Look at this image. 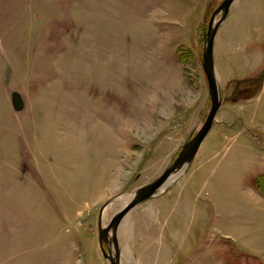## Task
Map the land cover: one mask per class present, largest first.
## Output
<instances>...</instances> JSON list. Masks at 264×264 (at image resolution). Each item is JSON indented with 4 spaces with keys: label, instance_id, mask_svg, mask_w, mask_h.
I'll list each match as a JSON object with an SVG mask.
<instances>
[{
    "label": "rangeland",
    "instance_id": "rangeland-1",
    "mask_svg": "<svg viewBox=\"0 0 264 264\" xmlns=\"http://www.w3.org/2000/svg\"><path fill=\"white\" fill-rule=\"evenodd\" d=\"M221 1L0 0V264H84L64 261L77 253L75 228L94 242L101 212L172 164L210 106L201 56ZM244 5L246 25L236 21ZM236 6L216 42L221 104L187 175L208 159L194 180L210 170L213 190L264 197L256 186L264 188V88L248 81L264 72V0ZM66 176L101 181V199L54 230L46 211L60 213L62 198L47 184ZM212 218L195 230L203 245L186 248L184 264H208ZM224 247L243 254L229 241Z\"/></svg>",
    "mask_w": 264,
    "mask_h": 264
},
{
    "label": "crops",
    "instance_id": "crops-1",
    "mask_svg": "<svg viewBox=\"0 0 264 264\" xmlns=\"http://www.w3.org/2000/svg\"><path fill=\"white\" fill-rule=\"evenodd\" d=\"M231 6L229 9H232ZM237 6L226 17L228 10L225 18L218 26L219 29L231 16L232 18L235 16ZM248 16V8L244 5L236 21L246 25ZM237 27V25L234 26V29L237 30ZM217 41L218 38L213 44V58L215 57L214 69H217L220 75V68L216 65ZM225 43L229 45L231 41H223L222 48L223 45H226ZM263 88L264 77L257 92ZM235 91L239 92L245 99L248 98L246 87L240 86L238 90L235 88ZM208 161V159H204L193 166L188 175L187 168L189 165L182 175H176L177 178L175 179L184 177L186 179V181L184 180L185 184L179 182L181 188L177 187L175 190L157 195L150 200L148 197L129 209L131 212L128 222L120 229L117 227L115 234L119 251V264H176L177 262V264H184L182 260L184 250L186 248L191 249L194 245L196 247L203 245L202 242L198 243L195 230L200 226V222L204 221L205 216H208L209 220L213 217L211 219L213 222L212 229L208 228L210 231L208 264H264V197L256 189H244L235 192L224 189L222 191L213 190L211 183L213 177L210 170L204 177L200 176L194 180L195 172L205 167ZM46 179L47 183L55 182L53 175H46ZM57 181L61 183V186L47 184L48 193L60 195L62 198H58L61 202L60 213L55 211L56 207L53 205L46 211L47 221L49 223L52 221L53 224L49 225L54 230L55 226L59 227L61 223L75 221L78 216H84L92 211V208L101 199L96 192L97 190L102 191L103 188L102 182L96 179L78 182V180H71V176H66L63 180ZM209 183L211 184L209 185ZM183 186L185 187L182 188ZM206 186L210 189L208 192L202 190ZM135 191L130 193L129 198L121 207L120 200L116 208L110 211L107 208L101 212L96 220L97 237H93L94 242L83 236L80 226L75 228L78 230L74 231L76 236L73 237V241L76 242L77 253H68L69 258L64 261L70 263L81 261L84 264H96L102 261L105 264H110L101 250L98 229L110 222L111 218L129 202ZM89 196H92L91 200ZM202 199L207 200L206 203H203ZM233 200L236 201L233 203ZM75 229L70 228L65 232L69 238L71 230ZM69 238H64L67 242V248L70 247ZM228 241L243 254L229 253L228 249L224 247ZM108 246L114 252L112 243ZM106 247L104 244L105 249ZM226 251L229 255L226 254Z\"/></svg>",
    "mask_w": 264,
    "mask_h": 264
},
{
    "label": "water",
    "instance_id": "water-1",
    "mask_svg": "<svg viewBox=\"0 0 264 264\" xmlns=\"http://www.w3.org/2000/svg\"><path fill=\"white\" fill-rule=\"evenodd\" d=\"M233 2L234 0H222L218 4L209 17L207 30L204 34L205 39L201 56V66L207 82L210 106L201 126L181 146L172 164L169 165L155 180L136 190L129 202L111 218L110 222L106 226L99 227L98 229L101 250L103 255L109 260L110 264H119V251L116 244L115 234L122 217L131 207L150 197L158 188H160L161 185H163L172 176L177 175L176 173L182 167L188 165L193 160L202 140L213 123L216 111L221 104V98L213 64V41L219 24L225 18ZM110 243H112L114 252H112L111 247L108 246ZM104 244L107 246L106 249L104 248Z\"/></svg>",
    "mask_w": 264,
    "mask_h": 264
},
{
    "label": "bare ground",
    "instance_id": "bare-ground-1",
    "mask_svg": "<svg viewBox=\"0 0 264 264\" xmlns=\"http://www.w3.org/2000/svg\"><path fill=\"white\" fill-rule=\"evenodd\" d=\"M237 0H234V2L232 3V5L236 2ZM205 5H206V3H205ZM204 5V6H205ZM202 7V11H201V14L203 13V11H204V8L205 7ZM232 7V6H231ZM231 10L232 9H229V12H228V14H227V16L226 17H228V15L230 14V12H231ZM216 19H217V17H216ZM227 20V19H226ZM219 31H220V29L218 28V30H217V32H216V35H215V37H214V41H213V44H214V42L216 41V39L218 38V34H219ZM214 62H215V57L213 58V64H214ZM215 68V67H214ZM215 72H216V80H217V84L219 85V78H220V75H219V73H218V71H217V69H215ZM204 73V72H203ZM204 77H205V74H204ZM207 82H206V78H205V84H206ZM208 91V87H207V84H206V92ZM220 107V106H219ZM218 107V108H219ZM217 111H218V109H217ZM217 111H216V114H215V116H214V120H213V123H212V125H211V127H210V129L208 130V132L211 130V128H212V126H213V124L215 123V120H216V116H217ZM208 132H207V134H208ZM206 134V135H207ZM205 135V136H206ZM180 146H181V144H180ZM197 153V152H196ZM195 156H196V154H195ZM195 156H194V158H195ZM194 158H193V160H194ZM192 160V161H193ZM27 167H28V165H27ZM30 168H31V165H30ZM185 170V169H184ZM183 170V171H184ZM189 170V167L187 168V171ZM183 171L180 173V174H182L183 173ZM177 176H179V175H177ZM177 176L176 177H174V178H170L169 180H167L163 185H161L160 186V188H158L150 197H149V199L148 200H150V199H152V198H154L155 196H157L168 184H170L171 182H173V181H175L176 179L175 178H177ZM131 193V192H130ZM130 193H128L127 195H124L122 198H121V202H120V207L127 201V199L129 198V196H130ZM119 207V208H120ZM118 208V209H119ZM116 211H118V210H116ZM130 212H131V210H128V212L122 217V219H121V221L119 222V226H118V229H120V227H122L123 225H125L127 222H128V217H129V214H130ZM96 237H97V231H96Z\"/></svg>",
    "mask_w": 264,
    "mask_h": 264
},
{
    "label": "trees",
    "instance_id": "trees-1",
    "mask_svg": "<svg viewBox=\"0 0 264 264\" xmlns=\"http://www.w3.org/2000/svg\"><path fill=\"white\" fill-rule=\"evenodd\" d=\"M262 74H264V72L261 73V74H259L257 77L255 76V77H253V78H251V79H248V81L256 82L258 88H260V87H261V84H262V80H263V76H262ZM260 76H261V77H260ZM244 81H246V80H244ZM244 87H246V86H244ZM246 88H247V87H246ZM258 88H257V89H258ZM251 94H252V93H251ZM249 95H250V94H249ZM249 95L246 93V96H249ZM262 176H263V177H262ZM259 177H262L261 179H264V174H260ZM259 177H258V178H259ZM256 186H257V188H260L261 191L264 193V188H263L261 185H259V184L256 183Z\"/></svg>",
    "mask_w": 264,
    "mask_h": 264
}]
</instances>
